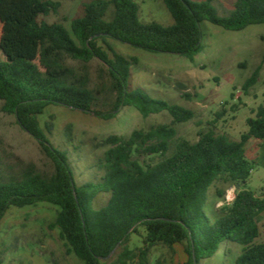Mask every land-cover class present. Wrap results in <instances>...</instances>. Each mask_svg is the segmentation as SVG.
Returning a JSON list of instances; mask_svg holds the SVG:
<instances>
[{
    "label": "trees",
    "instance_id": "16d2710c",
    "mask_svg": "<svg viewBox=\"0 0 264 264\" xmlns=\"http://www.w3.org/2000/svg\"><path fill=\"white\" fill-rule=\"evenodd\" d=\"M174 23H144L134 0H91L71 24L40 21L57 13L51 0H0V102L4 112L39 143L50 160L51 172L30 164L18 173L5 172L0 142V222L11 208L41 203L59 208L53 228L84 264H108L117 250L116 264H150L157 246L182 245L184 264L229 257L232 245L241 246L234 264H264V242H259L258 217L264 198L248 189L254 170L246 147L264 142V106L247 120L240 141L214 129L200 132L192 143L179 139L175 125L194 118L180 105L154 99L131 86L136 59H128L110 40L144 50L194 61L203 49L202 24L239 32L264 25V0H236L228 16H221L215 0H163ZM112 8V10H111ZM112 16L109 19V13ZM100 62L97 82L88 65ZM260 70L245 83L257 84ZM51 106H64L109 120L125 107L143 117L167 112L173 125H158L130 136H111L98 163L97 182L79 184L70 152L52 141L54 122L42 126L40 117ZM67 140L73 142L72 131ZM154 159L147 162L143 157ZM216 182L236 187L230 206L215 218L207 210L209 190ZM109 193L107 205L95 201ZM146 233L144 245L128 247L132 234ZM223 256V257H222Z\"/></svg>",
    "mask_w": 264,
    "mask_h": 264
},
{
    "label": "rangeland",
    "instance_id": "374dc122",
    "mask_svg": "<svg viewBox=\"0 0 264 264\" xmlns=\"http://www.w3.org/2000/svg\"><path fill=\"white\" fill-rule=\"evenodd\" d=\"M60 4L57 13L42 16L40 21L62 24L71 33L72 21L83 15L84 5L91 0H51ZM140 6V19L144 23L158 22L170 26L174 20L163 0H134ZM236 0H215L219 14L228 16ZM112 10V8H111ZM112 11L109 13V19ZM205 38L202 51L191 61L173 54H153L144 50L110 40L116 50L128 59H136L132 68L131 86L142 90L154 99H162L180 105L194 113V118L175 125L178 138L195 143L200 132L214 129L218 134L240 141L248 132L247 120L255 117L254 112L264 106V25H253L239 32L226 31L208 22L202 24ZM1 55V52H0ZM89 73L97 82L101 68L98 60L88 65ZM260 70L256 85L247 92L245 83ZM0 102V142L6 163L5 172L18 173L30 164L40 171L51 172L50 160L42 152L38 141L25 131L15 116L3 110ZM41 124L54 122L55 134L52 141L70 152L71 163L79 184L99 181L103 172L98 163L108 150L104 142L111 136H130L135 130L149 131L158 125H173L167 113L147 118L133 107L122 108L113 119H103L92 113L64 106H51L40 117ZM73 142L67 140L68 131ZM249 161L254 170L248 189L259 198H264V142L252 139L246 147ZM155 157L145 156L150 162ZM237 192L223 182H216L209 190L207 210L213 218L221 209L230 206ZM109 193H101L95 208L108 204ZM59 208L47 203L32 207L11 208L0 222V264H84L53 228ZM259 242H264V212L258 217ZM146 233L132 234L128 247L137 250L144 245ZM233 253L224 259V264H234L241 253V246L232 245ZM117 250L108 259L116 264ZM223 257V256H222ZM187 255L182 245L173 248L157 246L152 250L150 264H184ZM216 258L202 264H223Z\"/></svg>",
    "mask_w": 264,
    "mask_h": 264
}]
</instances>
